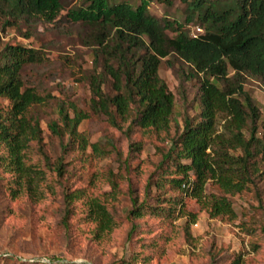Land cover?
<instances>
[{
	"label": "rangeland",
	"instance_id": "374dc122",
	"mask_svg": "<svg viewBox=\"0 0 264 264\" xmlns=\"http://www.w3.org/2000/svg\"><path fill=\"white\" fill-rule=\"evenodd\" d=\"M170 1L150 4V13L161 21L181 24L193 37L204 33L197 19H192L190 5L195 0ZM212 1L226 7L235 0ZM112 2L140 4V0ZM62 4L53 23L29 18L10 27L0 15V52L8 45H22L42 51L46 58L43 64L26 66L23 71L26 88L44 99L30 111L42 129L41 140L32 142L26 151L30 171L19 187L13 174L0 169V264H234L238 259L240 264H264V164L255 183L230 197L234 218L211 219L197 199L187 195L174 214L157 203L158 197H181L168 185L161 190L155 183L162 176L161 166L173 167L174 161L165 157L184 132L185 119L200 113V83L190 77V66L176 58H171L174 67L167 59L161 63L160 76L175 97L168 132L133 126L134 114L120 129L114 128L91 106L90 78L102 72V60L95 62L96 47L90 46L92 30L71 18L73 11L86 4L83 0H63ZM169 35L174 36L171 31ZM103 88L115 95L111 81ZM244 88L264 120V81L248 78ZM8 106L0 100V107ZM61 106L72 117L74 109L89 115L79 132L90 144L105 149V156L93 154L91 147L82 152L67 134L60 137L52 132L53 123L64 126ZM228 120L224 113L217 115L216 134L228 135ZM250 127L251 122L244 130L247 139ZM111 174L118 183L117 198L110 204L117 227L98 238L96 224L87 218L85 199L76 201L67 217L66 195L82 190L87 198L103 199L112 192ZM16 188L19 191L14 195ZM206 193L216 190L209 184ZM135 204H144L140 218L131 217ZM193 215L196 224H190Z\"/></svg>",
	"mask_w": 264,
	"mask_h": 264
},
{
	"label": "trees",
	"instance_id": "16d2710c",
	"mask_svg": "<svg viewBox=\"0 0 264 264\" xmlns=\"http://www.w3.org/2000/svg\"><path fill=\"white\" fill-rule=\"evenodd\" d=\"M62 1L0 0V15L6 17L5 24L10 27L29 18L53 23L63 10ZM83 1L86 6L73 11L71 18L91 28L95 62L102 60V72L90 78L91 106L112 127L120 129L134 114L132 125L143 131L170 130L175 97L159 73L163 60L167 59L171 67V58L188 64L190 77L200 83V113L185 119L184 132L165 157V161H174L173 167L161 166L162 176L155 183L161 190L168 185L181 197H158L157 203L165 204L164 210L174 214L183 195H187L197 199L211 219L234 218L230 197L255 183L262 176L264 164V120L244 88L248 78L264 81V0H235L226 7L212 0H195L190 5L192 19L196 18L204 31L197 37L181 24L161 21L150 13V4L170 0H140L136 6L112 0ZM45 60L42 51L22 45H8L0 52V100L9 103L7 109L0 107V169L13 174L19 187L31 168L26 164V151L42 137L40 122L30 116V111L44 101L34 89L26 88L23 71ZM108 81L115 95L105 93L103 87ZM74 113L72 117L61 106L64 126L53 123L52 132L60 137L67 134L82 152L91 147L93 154L105 156V149L90 144L79 132L89 115L77 109ZM219 113L229 119L228 135L216 134ZM250 122L247 139L244 130ZM239 150L241 154L236 155ZM58 172L62 175L61 167ZM109 178L112 192L103 199L87 198L82 190L66 195L67 217L72 213L71 206L85 199L87 218L96 224L98 238L117 227L110 204L117 198L118 183L113 174ZM209 184L216 193H206ZM18 191L16 188L12 192L15 195ZM134 206L131 217H142L144 204ZM196 222L193 215L190 224ZM234 264H240V259Z\"/></svg>",
	"mask_w": 264,
	"mask_h": 264
},
{
	"label": "built area",
	"instance_id": "2783aa9c",
	"mask_svg": "<svg viewBox=\"0 0 264 264\" xmlns=\"http://www.w3.org/2000/svg\"><path fill=\"white\" fill-rule=\"evenodd\" d=\"M195 37H197V36H195Z\"/></svg>",
	"mask_w": 264,
	"mask_h": 264
}]
</instances>
